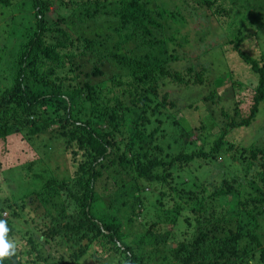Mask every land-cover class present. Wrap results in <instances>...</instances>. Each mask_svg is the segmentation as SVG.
Returning a JSON list of instances; mask_svg holds the SVG:
<instances>
[{"label": "trees", "instance_id": "trees-1", "mask_svg": "<svg viewBox=\"0 0 264 264\" xmlns=\"http://www.w3.org/2000/svg\"><path fill=\"white\" fill-rule=\"evenodd\" d=\"M156 1L72 0L70 14L55 23L47 14L58 0H0V32L4 34L0 41V220L9 229L7 238L16 244L14 255L4 258V264H84L89 251L92 258L100 253L99 261L118 255L123 264H148L143 260L145 254L147 259L164 255L169 258L166 264H245L240 259L241 249L245 253L250 250L255 264H264V244L258 239L264 221V148L259 151L252 146L250 151L259 153L241 154L235 160L237 165L233 164L237 174L232 176L213 167L223 134L208 150L202 147L178 154L166 152L165 156L171 155L170 162L148 159L151 150L140 153L141 141L146 139L138 129L145 109L139 108L137 100L125 103L121 95L107 93L106 86L92 79L103 75L104 68H111L117 87L124 78L130 83L129 90L149 87V91H156V79L173 77L177 90L197 95L196 101L185 98L187 106L194 108L195 103L215 98L213 86H221L212 79L213 68L223 66L227 69L223 75L236 92L244 87L250 91L246 95L250 99L246 115L228 126L248 127L264 108V40L258 43V58L241 50L245 37L256 38L258 34L257 28L252 31L243 24L241 13L252 8L257 16L256 2L264 8V0H231L232 7L241 9L232 12L240 24L228 36L222 34L215 39L217 44L203 47L206 49L202 53L199 50V62L201 56H207L209 62L201 63L198 71L195 66L186 67L185 76L179 72L170 76L165 69L167 59L155 55L169 52L168 43L164 46L162 39L163 19L173 21L179 17L180 23H186L187 19L208 17L219 27V19L229 17L224 8L227 0H180L184 12L177 10V14L159 6L152 9ZM256 23L264 28L261 19ZM85 30L88 36L81 33ZM226 37L233 40H223L219 46ZM103 39L112 42V48L101 42ZM131 44L134 48L130 49ZM134 49L142 52L135 51L132 56ZM230 51L255 75L248 79L249 86L234 79L227 64ZM229 62L230 66L235 64L232 59ZM173 106L172 102L162 103L152 113L157 115L159 108ZM234 106L235 116H241L237 103ZM22 131L27 136L20 141L31 145L37 137L57 132L63 143L50 141L45 147L47 152L51 148L56 153L53 159H61L62 163L55 166L58 173L48 180L35 175L44 182L41 189L10 200L4 197L5 187L9 182L12 185L15 177L5 174L16 164L9 162L11 159L1 148ZM159 131L156 128L150 137ZM115 142L118 154H113ZM36 145L31 150L40 152ZM68 165L73 169L71 175ZM31 166L28 169L26 165V170ZM156 170L171 171L162 177L155 174ZM142 180L151 184L152 193L158 192L154 201L148 199L147 185ZM98 184L104 187L97 188ZM159 185L163 189L159 190ZM120 198L126 214L119 207ZM227 201L230 204L226 205ZM150 206H155L154 210ZM41 207L44 213L40 220L44 222L35 227L41 237L60 247L70 244L69 249L74 243L79 247L77 251L68 257L60 254L53 261L39 252L45 245H38L25 233L21 240L28 242L30 250L28 259L21 260L12 221H21L26 208L37 212ZM142 211L152 212L158 220L138 242L129 245L125 242L124 223H139ZM181 211L189 216L183 217L180 222L184 228L176 232L175 223L179 221L170 227L168 220L178 217ZM31 253L37 255L35 259Z\"/></svg>", "mask_w": 264, "mask_h": 264}, {"label": "rangeland", "instance_id": "rangeland-1", "mask_svg": "<svg viewBox=\"0 0 264 264\" xmlns=\"http://www.w3.org/2000/svg\"><path fill=\"white\" fill-rule=\"evenodd\" d=\"M72 0H58L55 7H50V12L47 14L49 20L54 19L55 23L59 21L64 16H68L72 7ZM255 1V0H254ZM264 4V3H263ZM155 6H159L163 9H166L170 12L177 14V10L184 12V6L181 4L180 0H158L153 2L151 8L153 9ZM224 8L229 11V17L225 19H219V22L222 24L221 26H215L211 19L208 17L195 19H187L186 23H180L179 17L176 20L171 21L170 18H164L162 24H164V30L161 31L162 39L165 41L164 46H167L168 43V54L165 52V56H163V52L155 53V55H161V57L167 59V65H165V69L169 72V75L172 76L174 73H181L184 75V70L188 66H195V69H200L199 65L201 63H208L207 56H201L200 62L197 58V53L200 50L202 53L204 49L203 47H207L209 45L213 46L215 43V39H218L222 36V34L228 36L232 30H235V26L240 24L239 17L233 15L232 12L241 11V9L232 7L231 0H227L224 3ZM257 8V16L253 12L252 8H249L248 11H242L241 15L243 16V24L246 25L247 28H250L252 31L257 28L258 34L256 38L245 37L244 43L241 46V50L245 51L249 56L259 57L257 54L258 46L260 40H264V28H260L259 24L257 25L258 19L264 21V8L260 4L256 2ZM263 9V10H262ZM2 15L0 11V16ZM58 18V19H57ZM31 18L30 21H32ZM221 20V21H220ZM54 23V22H53ZM255 26H251V24ZM256 23V24H255ZM215 26V27H214ZM28 27V25H27ZM217 27V28H216ZM216 28V29H215ZM93 29H90V32ZM102 31V29L100 30ZM83 35L88 36V30L81 32ZM232 35V34H231ZM230 35V36H231ZM4 34L0 32V41H3ZM229 37L221 39L219 42V46L224 42L223 40H227ZM229 40H233L229 38ZM101 42L107 44L108 47L112 48V42L109 40L103 39ZM129 48H134L131 44ZM167 48V47H166ZM138 54L142 52L141 49H134L132 56H135L134 53ZM188 53V54H184ZM231 51L229 52V54ZM190 56V57H189ZM176 58V59H175ZM227 59V58H224ZM231 59L235 64L230 66ZM204 61V62H203ZM229 63V68L233 73V77L239 83H243L245 86L250 85L249 78H254L255 75L249 71V69L245 66H242L237 61V56L235 53L230 54V58L227 60V64ZM111 68H104L102 70L103 75L97 78H92L93 81H99L100 85L106 86V92L111 94H119L124 98L125 103H129L131 101L137 100L139 104V108L145 109L146 112H143V122L139 124L138 129L143 131L145 136V141H141L140 153L146 152L150 149V155L148 159H159L164 162H170L171 155L165 156L166 152H172L173 154H178L181 152H191L196 151L198 148H204L208 150L217 137L223 134L224 144L221 146L220 151L217 155L216 162L213 163V167L218 171L226 172L228 176H232L233 174H237V167L233 166L235 163L237 165L238 158L240 159V155L245 156L247 153H259L257 150L250 151L252 146H256L259 151L261 148H264V119L259 121L264 116V108L259 111L255 121L248 127L239 126V127H228L230 122V117H233L235 114V104L237 103L238 108L240 110L241 115L245 116L244 113L246 110V106H249V97L246 96L250 92L247 87H244L242 90L235 91L230 85L227 75H223L227 71L223 66L219 69L214 67L212 79L215 82L216 86H221L213 89L216 93L215 98L209 102H199L195 103L194 108H190L187 106V101L191 98L192 101H196L197 95L191 96L188 92L182 93L177 87L176 82L172 81L173 77H165L158 78L153 82L156 84V91H149V87H145L140 89L139 91H133L128 86L130 83L125 82V79L122 78L120 81L122 85L117 87L114 81V75L111 73ZM198 71V70H197ZM172 74V75H171ZM185 76V75H184ZM253 81V80H251ZM214 85V84H213ZM223 87V89H222ZM129 88V89H128ZM99 89V87L97 88ZM127 92V93H123ZM209 97V95H206ZM186 98V100H185ZM203 99V98H202ZM201 99V100H202ZM166 101V102H164ZM169 102L173 103V107H167L166 110L159 108V112L152 113L153 109H157V106H160L162 103L167 104ZM145 106H144V105ZM264 107V106H263ZM190 108V109H189ZM186 128V133H190V136L194 134V137L190 140H196V137L199 139L197 142L191 141V144L188 142H180V136L177 134V129L175 125H181ZM156 128H159V132L157 135L150 137L152 131ZM231 128V129H230ZM203 129V130H202ZM126 129H122V132ZM119 131V130H118ZM24 136H27L26 132H19L15 137L9 138L2 145V150L5 151V156L7 159H11L9 162H14L16 165L12 166L10 171H7L5 175H14V182L11 185L7 184V195L4 197L9 198L10 200H16L17 197H23L34 190H39L43 186V180L41 178L35 177L36 174H39L46 180H48L52 175L58 173L55 170V166H59L62 163L61 159H53V155L56 153H52L51 148L50 152H47L46 144L50 141L54 144H62L63 140L59 137V134L54 131H50L45 133L42 136L36 138V143L38 144V149L40 152H35V150H31L36 148V143L32 145L30 143H26L25 141L21 142L20 139H25ZM151 141H149V140ZM149 141V142H147ZM188 141V140H187ZM52 147V145H50ZM171 147L172 150L168 149ZM30 151L27 152L26 149ZM114 152L113 154H118L115 145L112 147ZM8 150V152H6ZM238 155L237 158L233 157V155ZM140 155V154H139ZM261 156V155H260ZM29 162H32V166L29 165ZM28 165V169L31 166L30 170H26L25 166ZM196 164H193L195 166ZM68 169V174L71 175L73 169L71 166H66ZM239 169V174L242 173V164ZM194 169V168H193ZM53 170V172H52ZM171 170L165 171H155L156 175H160L165 177L166 173ZM158 172V173H157ZM53 173V174H52ZM154 174V175H155ZM168 180H171L169 177ZM145 185H147V181L142 180ZM9 185V186H8ZM97 188H103L104 184H98ZM162 186L159 185V190L163 189ZM144 188L148 199L154 201L155 195L158 194L152 193V186L148 184ZM121 205L119 207L122 208L123 212L125 211L124 207H122V200L119 199ZM226 205L230 204L229 201L225 202ZM225 205H223L224 207ZM153 210L155 206H150ZM97 209V208H96ZM167 212V211H165ZM44 213L43 207L40 208L37 212L30 210L29 208L25 209V213L20 220L12 221V226L16 232V241L20 244L19 249L22 251V257L24 261L28 259L27 253L30 250L29 245L24 244L22 242L21 237L22 234L29 233L33 239H36L38 245L44 244L43 248H39V252L42 253L43 256L53 259V261H57L58 257L63 255L64 257H68L74 251H77L79 247L75 244H65L64 247H60L58 243L54 242H46L43 237H41L39 231L35 229L36 224H40L44 221L40 220L41 216ZM168 216V215H167ZM184 216H189L188 213L181 211L178 217H174L171 220H168L170 223V227L173 222L179 221L175 223L176 232L183 229V225L180 221H182ZM5 216L4 218H7ZM123 219H127V217H123ZM158 218L152 212L142 211L141 216L139 218V223H124L123 233L125 235V242L127 244H131L133 241H139L141 236L147 232V230L152 226V224L157 221ZM183 222V221H182ZM261 229L258 231V239L261 240V243L264 244V221L260 224ZM174 227V228H175ZM26 241V240H25ZM36 243V245H37ZM41 247V246H38ZM86 256V262L84 264H123L122 259L117 255L116 258H103L101 261L98 260L97 254L92 258L91 253ZM240 259H243L245 264H255V261L251 259L250 250L248 253L240 250ZM37 255L31 253V257L35 259ZM152 256L153 259H147V256L143 257L144 261H147L148 264H166L169 258L163 257L164 255ZM81 263V262H80ZM43 264V263H41ZM83 264V263H81Z\"/></svg>", "mask_w": 264, "mask_h": 264}, {"label": "clouds", "instance_id": "clouds-1", "mask_svg": "<svg viewBox=\"0 0 264 264\" xmlns=\"http://www.w3.org/2000/svg\"><path fill=\"white\" fill-rule=\"evenodd\" d=\"M242 117H243V115H241V116H235V114H234L233 117L228 118V119H230L229 124L233 120H235V121L238 122ZM243 126H245V125H243ZM228 127H230V126H228ZM236 127H239V126H236ZM175 128L177 129V134L180 136V138L181 139L188 140V142H190V144H191V141L197 142L199 140L197 138V136H195L196 137V140H190V138L192 139L194 137V134H192L191 136H190V133L187 134L186 133V128L183 126L182 123H181L180 126L179 125H175ZM231 128H233V127H231ZM220 136H222V135H220ZM218 138L219 137H217L216 140ZM223 141H224V139L222 138V145L224 144ZM213 144H214V142H213ZM221 146H220V148H221ZM237 156L238 155H236V154L233 155V157H237ZM8 231H9V229L6 226V222L4 220H0V264H4V258L9 257L11 255H14V253H15L16 244H15V242H13V241H11V240H9L7 238ZM141 254H142V252H141Z\"/></svg>", "mask_w": 264, "mask_h": 264}]
</instances>
